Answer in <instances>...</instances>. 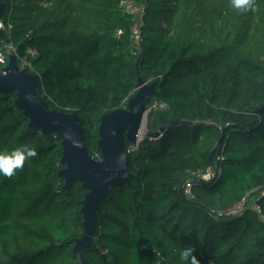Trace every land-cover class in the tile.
<instances>
[{"label": "trees", "instance_id": "trees-1", "mask_svg": "<svg viewBox=\"0 0 264 264\" xmlns=\"http://www.w3.org/2000/svg\"><path fill=\"white\" fill-rule=\"evenodd\" d=\"M2 2L0 49L36 52L27 72L40 77L39 96L77 112L92 156L102 116L126 109L140 78L158 83L150 131L179 123L137 148L126 142L131 183L110 189L84 264H188V246L200 264H264V0L254 12L230 0H135L146 9L138 56L121 0ZM16 100L0 95V151L38 155L0 175V264H76L86 191L65 189L62 139L30 128ZM189 171L213 174L193 181L194 200L181 194ZM244 199L242 214L218 217Z\"/></svg>", "mask_w": 264, "mask_h": 264}, {"label": "water", "instance_id": "water-1", "mask_svg": "<svg viewBox=\"0 0 264 264\" xmlns=\"http://www.w3.org/2000/svg\"><path fill=\"white\" fill-rule=\"evenodd\" d=\"M5 3L0 0V19L5 11ZM40 77L21 70L18 58L9 57L8 65L0 74V95L16 94V106L29 120L30 128L41 130L44 134H56L62 139L61 164L64 168L59 176L65 180V189L80 183L86 191L82 201L84 232L75 241L74 257L76 264H84L82 251L93 245L98 232V215L101 205L108 197L111 188L130 185V159L126 142L137 145L145 118L151 111V102L156 95L158 83H145L138 79L136 93L129 99L126 109H117L101 118L98 130V148L101 159L92 156L85 140L84 129L77 112L66 113L50 110L48 103L38 94ZM187 125V122H180ZM169 122L158 131H148L146 137L158 138L169 126ZM181 194L184 195L183 189Z\"/></svg>", "mask_w": 264, "mask_h": 264}, {"label": "built area", "instance_id": "built-area-1", "mask_svg": "<svg viewBox=\"0 0 264 264\" xmlns=\"http://www.w3.org/2000/svg\"><path fill=\"white\" fill-rule=\"evenodd\" d=\"M120 9L123 13L128 14L133 22L132 30H131V38H130V45L133 56H138L141 51V43H142V27L144 25L145 20V13L146 9L144 6L139 5L135 2V0H121L119 4ZM5 25L3 21L0 20V29H4ZM6 30L10 32L12 30V26L10 24L7 25ZM122 31L118 32V35H121ZM11 55L16 56V50L13 44L6 45L5 47L0 49V68L3 69L8 65L9 57ZM36 52L33 50L28 51V53L24 56H20L18 58L19 66L21 70H28L31 67V60L30 57H34ZM2 69V73H3ZM154 109H165L164 105H159L155 103L152 106ZM213 177V174L208 172H201V171H193L188 172V179L185 182L184 186V195L189 198L190 200L195 199V195L193 192V181L194 180H202V181H209ZM246 200H242L229 210L225 212H221L218 214V217L221 216H237L243 213L246 208ZM254 210L257 212L259 217L263 219V212L259 206H255Z\"/></svg>", "mask_w": 264, "mask_h": 264}, {"label": "clouds", "instance_id": "clouds-1", "mask_svg": "<svg viewBox=\"0 0 264 264\" xmlns=\"http://www.w3.org/2000/svg\"><path fill=\"white\" fill-rule=\"evenodd\" d=\"M230 6L241 12L256 11V0H230ZM38 155L35 148L28 145H21L11 151H0V175L11 177L16 170L22 169L25 162ZM197 249L194 246H188L181 250L180 256L188 264H200L196 256Z\"/></svg>", "mask_w": 264, "mask_h": 264}, {"label": "rangeland", "instance_id": "rangeland-1", "mask_svg": "<svg viewBox=\"0 0 264 264\" xmlns=\"http://www.w3.org/2000/svg\"><path fill=\"white\" fill-rule=\"evenodd\" d=\"M121 109H125V108H121ZM151 112V111H150ZM150 112L147 114L146 118H145V123L141 132V135L139 137V141L137 143V145H133V148H137L139 145H141V143L144 141V139L146 138V133L148 131H150V125H151V118H150ZM97 157L98 159H101V157L99 156H94Z\"/></svg>", "mask_w": 264, "mask_h": 264}]
</instances>
